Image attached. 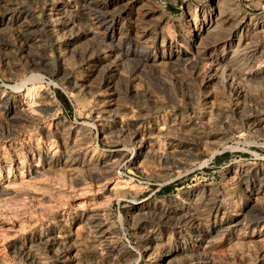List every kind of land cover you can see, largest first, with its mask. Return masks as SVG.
Returning <instances> with one entry per match:
<instances>
[{
	"label": "rangeland",
	"instance_id": "obj_1",
	"mask_svg": "<svg viewBox=\"0 0 264 264\" xmlns=\"http://www.w3.org/2000/svg\"><path fill=\"white\" fill-rule=\"evenodd\" d=\"M0 264H264V0H0Z\"/></svg>",
	"mask_w": 264,
	"mask_h": 264
},
{
	"label": "bare ground",
	"instance_id": "obj_2",
	"mask_svg": "<svg viewBox=\"0 0 264 264\" xmlns=\"http://www.w3.org/2000/svg\"><path fill=\"white\" fill-rule=\"evenodd\" d=\"M222 19V18H221ZM219 65V64H218ZM233 82V81H232Z\"/></svg>",
	"mask_w": 264,
	"mask_h": 264
}]
</instances>
